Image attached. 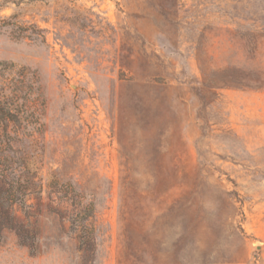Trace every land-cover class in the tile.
Here are the masks:
<instances>
[{
	"label": "rangeland",
	"instance_id": "obj_1",
	"mask_svg": "<svg viewBox=\"0 0 264 264\" xmlns=\"http://www.w3.org/2000/svg\"><path fill=\"white\" fill-rule=\"evenodd\" d=\"M0 62V264H264V0H0Z\"/></svg>",
	"mask_w": 264,
	"mask_h": 264
},
{
	"label": "trees",
	"instance_id": "obj_2",
	"mask_svg": "<svg viewBox=\"0 0 264 264\" xmlns=\"http://www.w3.org/2000/svg\"><path fill=\"white\" fill-rule=\"evenodd\" d=\"M13 67L12 63L0 62V139L7 145L10 140L3 139L2 131L6 133L12 123H22L37 96L34 80L29 73H24L16 79L11 75L15 72ZM9 173L13 172H0V232L4 228L16 227L12 208L17 201L22 202L26 194L15 185V177Z\"/></svg>",
	"mask_w": 264,
	"mask_h": 264
}]
</instances>
